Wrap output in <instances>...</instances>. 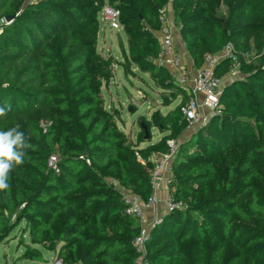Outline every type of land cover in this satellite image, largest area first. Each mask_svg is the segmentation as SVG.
I'll list each match as a JSON object with an SVG mask.
<instances>
[{"label":"trees","instance_id":"trees-1","mask_svg":"<svg viewBox=\"0 0 264 264\" xmlns=\"http://www.w3.org/2000/svg\"><path fill=\"white\" fill-rule=\"evenodd\" d=\"M222 1L0 0V131L18 127L32 145L0 191V245L18 230L19 242H29L22 259L42 262L43 249L57 251L63 264H135L140 228L118 188L146 203L150 156L167 153L166 141L187 128L179 110L187 93L155 63L161 11L170 3L193 66L231 46L232 58L214 74L223 78L236 65L242 77L222 87L220 114L179 145L168 191L181 208L150 231L145 258L264 264V0H234L225 17ZM105 5L118 11L126 37V45L119 40L123 75L135 69L179 99L167 114L142 121L149 142L153 128L165 134L144 149L141 125L135 143L128 141L102 96L113 78L110 59L96 50ZM6 16L14 18L6 23Z\"/></svg>","mask_w":264,"mask_h":264},{"label":"rangeland","instance_id":"rangeland-1","mask_svg":"<svg viewBox=\"0 0 264 264\" xmlns=\"http://www.w3.org/2000/svg\"><path fill=\"white\" fill-rule=\"evenodd\" d=\"M233 1L234 0H223L219 8L218 15L225 17L227 15L228 8L232 6L231 2ZM162 21L165 24L170 23L175 27V48H183L182 42L180 41V37L178 35L179 25L174 18L170 3H168L164 8ZM119 40H122V42L126 45V37L123 34L119 23L116 21L103 20L101 19L100 14L96 50L101 58L110 59L113 73V78L109 84L102 88V96L105 102V107L107 109H111L115 113L116 125L118 129L125 134L128 141L132 140L131 142H135L137 140V135L141 131L140 125H144L142 123L143 120L149 119V117L157 111L163 115L167 114L168 111L174 109L178 105L179 99L171 101L169 94L157 88L148 75L140 74L135 69L130 71L127 76H124L121 68L118 66V62H121ZM256 58L257 54L252 52L251 60H256ZM230 70L231 76H236L239 72L238 67L235 65L232 66ZM166 102H168V108L166 106ZM144 127L147 131V127L145 125ZM198 129L200 128L195 127L192 130L185 131L180 137L182 139L180 140V144L187 142L191 135L197 132ZM151 134V143L159 141L163 136V134H161L156 128L151 130ZM145 140V142L139 144V148L147 146L149 141L148 139ZM178 140L179 138L172 141H175L179 148L180 144ZM175 158L172 161V166L178 163V160H175ZM166 179L169 180V183L164 182L160 187V190L165 189L167 191L163 201L170 196L168 185L171 184L173 179L172 175H168ZM157 197L159 198V193H157ZM159 211L160 210H157L156 212ZM163 211L165 212V215L169 213L164 209ZM163 211L159 212L158 218H162L164 216ZM151 212L153 213V211H147L142 220L138 221L132 219V223L140 227L143 226V224L145 225L147 221H152L155 216L152 215ZM19 237L20 235L18 230H15L11 233L8 240L0 245V264H53L57 258V251L53 253L40 249L43 258L42 262H34L27 259H22L26 252L25 245L29 244V242L28 237L25 236L24 243H20ZM33 248L38 247L33 246Z\"/></svg>","mask_w":264,"mask_h":264},{"label":"built area","instance_id":"built-area-1","mask_svg":"<svg viewBox=\"0 0 264 264\" xmlns=\"http://www.w3.org/2000/svg\"><path fill=\"white\" fill-rule=\"evenodd\" d=\"M164 9L161 11L162 27L158 33L159 55L155 63L165 67L173 80V84L181 88L187 93V101L179 106L181 115L187 124V130L195 127L202 128L205 126L212 116L219 115V96L222 91L223 81L214 74V70L218 63L225 58H232L231 46L225 47L218 54H209L204 57L203 65L197 70L195 75H191L183 66L184 52L175 48V27L170 23H164L162 16ZM119 13L109 6H105L101 12V19L107 21L118 22ZM183 48H185L183 44ZM236 66V65H235ZM168 152L165 154H153L149 160L153 165L150 184L152 187V195L146 203L129 191L118 188L121 201L125 207V213L134 220H142L147 211L156 212V206L159 199L157 193L162 183L169 180L168 175H172V161L178 152V144L169 140L166 142ZM49 166L56 173L57 158L52 156L49 158ZM181 208L179 203L173 202L171 197H167L163 201V209L167 212ZM162 218L155 216L150 222H146V226H140V233L132 242L134 252L136 254L135 264H149L146 260V243L149 239L150 231L161 223ZM53 264H63L61 259L56 258Z\"/></svg>","mask_w":264,"mask_h":264},{"label":"clouds","instance_id":"clouds-1","mask_svg":"<svg viewBox=\"0 0 264 264\" xmlns=\"http://www.w3.org/2000/svg\"><path fill=\"white\" fill-rule=\"evenodd\" d=\"M4 115H6L5 108H0V116ZM31 147L24 132L18 127L0 131V191L9 188L10 171L24 162L26 150Z\"/></svg>","mask_w":264,"mask_h":264},{"label":"crops","instance_id":"crops-1","mask_svg":"<svg viewBox=\"0 0 264 264\" xmlns=\"http://www.w3.org/2000/svg\"><path fill=\"white\" fill-rule=\"evenodd\" d=\"M157 37H159L158 36V34H157ZM181 41V40H180ZM182 45H183V43H182ZM182 49V50H181ZM177 50H180V51H183L184 53H185V56L183 57V66H185V68L187 69V71H188V73H190L191 75H195L196 73H197V70L198 69H196L194 66H193V64H192V61L190 60V58L188 57V55H187V52H186V50H185V48H177ZM242 76H241V74H240V72H238V74L236 75V76H231V70L222 78V81H223V87L226 85V84H228V83H230L232 80H235V79H238V78H241ZM167 108H168V106H167ZM173 110V109H172ZM169 112V111H168ZM163 115V114H162ZM165 134H163V136H164ZM162 136V137H163ZM180 140H182L181 138H179V144L181 143V141ZM132 141V140H131ZM157 142V141H156ZM133 143H135V142H133ZM155 143V142H154ZM151 144H153V143H151V142H149L148 144H147V146L148 145H151ZM147 146H144V147H142V148H139V149H144V148H146ZM159 202H158V205L156 206V209L157 210H160L159 212H161V211H163V198H165V196H166V194H167V191L165 190V189H161L159 192ZM156 210V211H157ZM159 212H154V213H152V215H154V216H158L159 215ZM164 212V211H163ZM151 213H150V215H151ZM164 215H165V212H164Z\"/></svg>","mask_w":264,"mask_h":264},{"label":"water","instance_id":"water-1","mask_svg":"<svg viewBox=\"0 0 264 264\" xmlns=\"http://www.w3.org/2000/svg\"><path fill=\"white\" fill-rule=\"evenodd\" d=\"M13 18H14V16H6V17L4 18V20H5L6 23H9L10 21L13 20ZM141 127H142V129L144 130V132H145V138L148 139L147 131L145 130L144 125H141Z\"/></svg>","mask_w":264,"mask_h":264}]
</instances>
